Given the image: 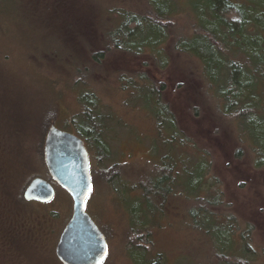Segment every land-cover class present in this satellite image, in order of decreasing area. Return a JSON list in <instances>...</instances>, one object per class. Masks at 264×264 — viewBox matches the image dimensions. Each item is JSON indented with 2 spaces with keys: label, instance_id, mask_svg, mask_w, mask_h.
<instances>
[{
  "label": "rangeland",
  "instance_id": "rangeland-1",
  "mask_svg": "<svg viewBox=\"0 0 264 264\" xmlns=\"http://www.w3.org/2000/svg\"><path fill=\"white\" fill-rule=\"evenodd\" d=\"M177 1L180 7L168 23L184 36L192 24L187 12L195 0ZM118 9L148 15L151 4L8 0L0 8V264H64L58 249L74 215L71 194L53 183L51 202L24 197L30 179L50 180L44 150L52 123L86 142L92 191L85 210L105 235L108 252L101 264H136L131 255L138 245L148 248L146 258L163 252L168 264H177L186 246L195 250L204 245L206 238L199 232L184 230L186 208L203 203L213 212L233 216L242 229L247 227L245 259L264 264V156H255L240 141L235 115L219 111L220 100L208 94L201 66L191 58L171 49L167 65L161 67L154 52L136 55L115 48L102 60L94 59L93 53L102 46L101 34L118 20ZM123 75L143 87V77L154 83L159 108L167 106L183 132L174 143L165 141L171 129L160 131L161 118L151 113L158 110L155 100L146 104L140 85L134 92L142 97L133 98L131 88L121 81ZM93 94L98 103L92 106ZM94 108L106 119L98 137L109 150L108 157L94 146L93 137H83L79 130L84 113L92 117ZM179 160L186 165L182 163L178 180L193 181L194 189L183 190L179 183L176 196L156 203L163 212L153 220L148 216V225L160 242L149 243V226L133 229L129 219L133 209L123 196L141 201V184L159 174V166ZM197 168L205 174L199 183L189 177ZM182 190L188 195L193 191V199L178 195ZM206 201L218 203L213 208Z\"/></svg>",
  "mask_w": 264,
  "mask_h": 264
},
{
  "label": "trees",
  "instance_id": "trees-1",
  "mask_svg": "<svg viewBox=\"0 0 264 264\" xmlns=\"http://www.w3.org/2000/svg\"><path fill=\"white\" fill-rule=\"evenodd\" d=\"M0 1H3L2 4L0 3V8L8 2V0ZM149 1L151 12L148 15L120 9L116 11L120 14L118 20L114 21V26L106 28L101 34L102 46L93 53L94 59L102 60L107 51H114L115 48L136 55L146 51H151L152 54L154 52L161 67L167 65L169 61L167 54L171 49L191 58L201 66V77L209 85L208 94L217 96L220 100L219 111L225 115H235L234 123L237 130L241 127L238 133L240 141L251 147L255 156H264V93H260L264 89L261 88L264 83V0H195L189 7L191 12H187L192 24L188 25V33L184 36H179L174 28L175 25L168 23L176 15L180 3L177 0ZM114 11L115 9L110 12L113 14ZM163 43L168 46L163 47ZM121 81L127 88H131L129 91L134 95L133 98L142 97L141 92H134L138 89L137 85H140L141 89L144 88L143 90L146 91L143 96L146 104L149 105L155 100L158 110L151 113L161 118L158 119L160 131L168 127L171 129L165 141L169 144L174 143L176 135H181L183 132L177 125L175 126V117L170 114L168 107L159 108L160 94L153 89L154 83H148L147 78L143 77L145 88L138 84L139 82L131 81V77L126 79L125 75L122 76ZM86 96L85 94L84 97ZM92 96L90 103L93 106L98 103V99L95 94ZM93 114L90 117V114L84 113L80 133L83 137L84 135L93 137L94 146L108 157L110 152L98 137L102 135L106 119L95 108ZM175 141L177 142L178 139ZM181 142L185 141L181 140ZM44 156H46L45 150ZM44 160L46 165V157ZM179 161L175 164L172 161L171 164L158 165L159 174L141 184L143 193L139 198L141 201L134 200V197L123 196L124 203L133 209L129 219L132 220V227L136 231L146 230L149 221L155 219L153 217H156L159 211L163 212L160 207H155L156 203H164L169 195L176 196L175 188L179 183L183 186V190L194 189L193 181L187 183L178 180L182 163L185 162L186 165V161ZM200 169H193V172L189 173V177H194L198 183L205 176ZM47 170L49 181L59 185L51 176L49 169ZM29 181L31 183V179ZM183 190L178 195H182L186 200L193 199V191L188 195ZM202 198L203 195L197 200ZM217 199L219 200L218 197ZM206 202L211 206L218 203ZM138 205L142 206L138 207ZM184 217L188 218L184 230L190 234L199 232L206 239L204 245L198 247L199 250L198 248L194 250V246L192 248L186 246L177 264H250L245 259V254L249 252L245 233L250 234V231L247 227L242 229L233 216L213 212L203 203L200 206L197 204L186 208ZM148 228L149 243H154V240L160 242V239L157 240V236H154V230L151 231L150 226ZM164 229L161 226V231L164 232ZM236 237L240 239L238 242ZM206 242L208 247L205 246ZM135 249L137 253L131 256L134 257L136 264H168L162 255L163 252L158 253L155 258H146L149 253L148 248L138 245Z\"/></svg>",
  "mask_w": 264,
  "mask_h": 264
},
{
  "label": "water",
  "instance_id": "water-1",
  "mask_svg": "<svg viewBox=\"0 0 264 264\" xmlns=\"http://www.w3.org/2000/svg\"><path fill=\"white\" fill-rule=\"evenodd\" d=\"M45 154L51 176L74 200V215L62 234L59 257L65 264H101L108 251L104 233L85 210L92 183L84 141L53 125ZM54 196L53 183L42 177L34 179L25 192L26 200L38 202H51Z\"/></svg>",
  "mask_w": 264,
  "mask_h": 264
},
{
  "label": "flooded vegetation",
  "instance_id": "flooded-vegetation-1",
  "mask_svg": "<svg viewBox=\"0 0 264 264\" xmlns=\"http://www.w3.org/2000/svg\"><path fill=\"white\" fill-rule=\"evenodd\" d=\"M73 134H74V133H73ZM74 135H76V134H74ZM76 136H77V135H76ZM78 137H79V136H78ZM82 141H84V140L82 139ZM84 144H85V146H86V142H85V141H84ZM86 149H88L87 146H86Z\"/></svg>",
  "mask_w": 264,
  "mask_h": 264
}]
</instances>
